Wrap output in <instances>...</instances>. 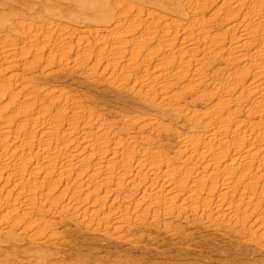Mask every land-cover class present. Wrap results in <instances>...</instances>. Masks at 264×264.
Listing matches in <instances>:
<instances>
[{"label": "rangeland", "instance_id": "obj_1", "mask_svg": "<svg viewBox=\"0 0 264 264\" xmlns=\"http://www.w3.org/2000/svg\"><path fill=\"white\" fill-rule=\"evenodd\" d=\"M0 264H264V0H0Z\"/></svg>", "mask_w": 264, "mask_h": 264}]
</instances>
